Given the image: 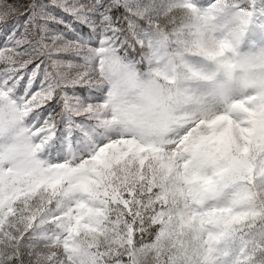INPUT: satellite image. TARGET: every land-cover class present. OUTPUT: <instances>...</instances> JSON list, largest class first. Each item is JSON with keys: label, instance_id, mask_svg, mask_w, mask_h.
<instances>
[{"label": "snow or ice", "instance_id": "6c2138e0", "mask_svg": "<svg viewBox=\"0 0 264 264\" xmlns=\"http://www.w3.org/2000/svg\"><path fill=\"white\" fill-rule=\"evenodd\" d=\"M0 264H264V0H0Z\"/></svg>", "mask_w": 264, "mask_h": 264}]
</instances>
